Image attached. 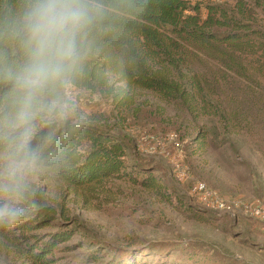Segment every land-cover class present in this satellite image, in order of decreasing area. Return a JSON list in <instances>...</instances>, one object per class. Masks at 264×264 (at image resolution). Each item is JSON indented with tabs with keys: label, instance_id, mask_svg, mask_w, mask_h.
<instances>
[{
	"label": "trees",
	"instance_id": "obj_1",
	"mask_svg": "<svg viewBox=\"0 0 264 264\" xmlns=\"http://www.w3.org/2000/svg\"><path fill=\"white\" fill-rule=\"evenodd\" d=\"M34 3L0 0V153L13 163L45 167L68 188L124 174L130 139L70 114L62 106L67 84L111 98L115 108L129 106L136 90L152 91L183 120L209 122L197 130L200 143L216 140L214 119L224 129H249L254 111L264 121V0H209L205 14L202 2L188 0H87L74 61L37 94L32 136L22 148V128L13 127L21 97L16 77L30 59L24 18ZM146 180L142 186H155L152 177ZM5 187L28 200L15 207L28 218L22 228L63 217L17 172ZM56 243L32 249L31 264L44 261Z\"/></svg>",
	"mask_w": 264,
	"mask_h": 264
},
{
	"label": "rangeland",
	"instance_id": "obj_2",
	"mask_svg": "<svg viewBox=\"0 0 264 264\" xmlns=\"http://www.w3.org/2000/svg\"><path fill=\"white\" fill-rule=\"evenodd\" d=\"M188 1L202 2L205 14L209 0ZM62 106L130 139L124 174L68 188L49 169L0 153V221L7 223L0 264H31L30 251L51 242L45 260L33 264H264V218L255 212L264 204L262 117L251 111L249 129H224L214 119L216 140L200 143L197 130L209 122L183 120L152 91L136 90L129 106L115 108L111 98L67 84ZM14 171L63 217L22 228L28 218L15 207L28 200L5 187ZM149 177L155 186L146 188ZM199 183L203 191L194 190Z\"/></svg>",
	"mask_w": 264,
	"mask_h": 264
},
{
	"label": "clouds",
	"instance_id": "obj_3",
	"mask_svg": "<svg viewBox=\"0 0 264 264\" xmlns=\"http://www.w3.org/2000/svg\"><path fill=\"white\" fill-rule=\"evenodd\" d=\"M88 14L87 0H35L25 14L30 59L16 77L21 97L13 121V127L22 128L19 135L22 148L32 136L37 94L49 83L61 79L74 61L75 37ZM4 212L5 209H0V215Z\"/></svg>",
	"mask_w": 264,
	"mask_h": 264
},
{
	"label": "built area",
	"instance_id": "obj_4",
	"mask_svg": "<svg viewBox=\"0 0 264 264\" xmlns=\"http://www.w3.org/2000/svg\"><path fill=\"white\" fill-rule=\"evenodd\" d=\"M176 145L178 146L179 143L177 142ZM204 189H205V186H204V184H202V183H199V184H197V185L194 187V190H197V191H203ZM216 203H217V205H218L220 208H225V207H226L225 204H224L222 201L217 200ZM255 212H256L257 214L261 215L262 218H264V204H262V206H261L260 208H257V209L255 210Z\"/></svg>",
	"mask_w": 264,
	"mask_h": 264
}]
</instances>
